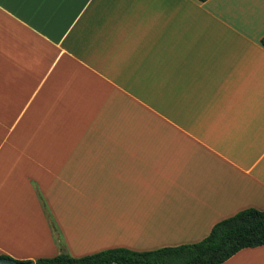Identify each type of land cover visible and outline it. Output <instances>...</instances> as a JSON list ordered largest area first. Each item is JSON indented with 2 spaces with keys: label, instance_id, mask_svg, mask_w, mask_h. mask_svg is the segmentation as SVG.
<instances>
[{
  "label": "crops",
  "instance_id": "obj_1",
  "mask_svg": "<svg viewBox=\"0 0 264 264\" xmlns=\"http://www.w3.org/2000/svg\"><path fill=\"white\" fill-rule=\"evenodd\" d=\"M263 37L264 0H0V254L153 250L264 209ZM122 102L157 113L115 129Z\"/></svg>",
  "mask_w": 264,
  "mask_h": 264
},
{
  "label": "trees",
  "instance_id": "obj_2",
  "mask_svg": "<svg viewBox=\"0 0 264 264\" xmlns=\"http://www.w3.org/2000/svg\"><path fill=\"white\" fill-rule=\"evenodd\" d=\"M262 42L264 44V37ZM39 197L50 215L41 193ZM262 245L264 209L249 207L216 223L210 234L198 242L145 251L115 247L79 257L61 252L33 261L36 264H222L244 248ZM0 257L12 258L5 254H0Z\"/></svg>",
  "mask_w": 264,
  "mask_h": 264
},
{
  "label": "rangeland",
  "instance_id": "obj_3",
  "mask_svg": "<svg viewBox=\"0 0 264 264\" xmlns=\"http://www.w3.org/2000/svg\"><path fill=\"white\" fill-rule=\"evenodd\" d=\"M117 92H123V91H117ZM121 102V101H119ZM143 108V109H142ZM156 112V107H145L142 105H129L127 103H118L114 106L113 109V114L114 117L117 119V121L111 122L113 124V128L123 130L125 128V125H128L126 128H136L138 129L140 124H141V119L145 116H149L150 114H155ZM125 119V120H124ZM128 121V122H125ZM145 124V123H144ZM89 144L93 145H107V140H102V139H91ZM40 143H38L39 145ZM57 143H54V145ZM12 169H9L6 175V178L8 179L10 176ZM35 188H38L40 191H42V187L39 182H35ZM37 186V187H36ZM60 187L63 195H70V196H82L80 192L75 191L72 187H69L67 185H61V183L58 184ZM43 193V191H42ZM2 227V226H1ZM6 228V227H5ZM13 258V257H12ZM16 259V258H15ZM19 260V259H16Z\"/></svg>",
  "mask_w": 264,
  "mask_h": 264
},
{
  "label": "water",
  "instance_id": "obj_4",
  "mask_svg": "<svg viewBox=\"0 0 264 264\" xmlns=\"http://www.w3.org/2000/svg\"><path fill=\"white\" fill-rule=\"evenodd\" d=\"M0 264H36L35 261L16 260L15 258L0 257Z\"/></svg>",
  "mask_w": 264,
  "mask_h": 264
}]
</instances>
